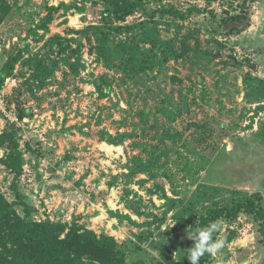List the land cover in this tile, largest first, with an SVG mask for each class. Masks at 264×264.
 <instances>
[{
  "label": "rangeland",
  "instance_id": "obj_1",
  "mask_svg": "<svg viewBox=\"0 0 264 264\" xmlns=\"http://www.w3.org/2000/svg\"><path fill=\"white\" fill-rule=\"evenodd\" d=\"M119 1L145 9L0 0V134L19 143L31 220L180 259L207 208L264 205V0ZM9 151L0 193L24 216ZM219 222L225 247L205 264H264L255 214Z\"/></svg>",
  "mask_w": 264,
  "mask_h": 264
},
{
  "label": "trees",
  "instance_id": "obj_2",
  "mask_svg": "<svg viewBox=\"0 0 264 264\" xmlns=\"http://www.w3.org/2000/svg\"><path fill=\"white\" fill-rule=\"evenodd\" d=\"M93 1V0H88ZM106 4L105 14L116 15L124 19L138 8L145 9L141 1L124 2L119 0H100ZM248 1L245 0L244 7ZM3 17H0L2 23ZM247 18L245 8L241 13L229 15L225 23H241ZM23 118V115H18ZM15 125L14 123H12ZM9 148L8 158L15 172L11 189L22 202L25 215L21 216L13 204L0 193V264H190L187 252L180 258L166 257L160 259L139 247L127 242L120 246L107 234L98 235L95 231L74 223L67 228L51 221L37 222L30 219L32 207L20 187L19 178L23 165L19 156V143L14 133L8 131L0 134V146ZM241 211L255 214L264 225L263 195L256 192L240 198L233 206H213L206 209L200 227L222 218L238 217ZM213 255L205 254L200 264H205Z\"/></svg>",
  "mask_w": 264,
  "mask_h": 264
},
{
  "label": "clouds",
  "instance_id": "obj_3",
  "mask_svg": "<svg viewBox=\"0 0 264 264\" xmlns=\"http://www.w3.org/2000/svg\"><path fill=\"white\" fill-rule=\"evenodd\" d=\"M221 227V223L215 221L204 227H196L195 230L187 231V237L194 241L192 247L187 251V259L190 264H200V260L205 254H218L225 247L226 242L224 239L214 238V234Z\"/></svg>",
  "mask_w": 264,
  "mask_h": 264
},
{
  "label": "built area",
  "instance_id": "obj_4",
  "mask_svg": "<svg viewBox=\"0 0 264 264\" xmlns=\"http://www.w3.org/2000/svg\"><path fill=\"white\" fill-rule=\"evenodd\" d=\"M3 111L5 112L7 119H9L11 123L21 125V120L15 112V108H3Z\"/></svg>",
  "mask_w": 264,
  "mask_h": 264
}]
</instances>
